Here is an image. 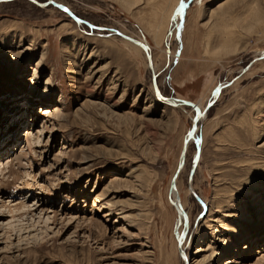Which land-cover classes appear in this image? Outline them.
Masks as SVG:
<instances>
[{"label": "rangeland", "instance_id": "obj_1", "mask_svg": "<svg viewBox=\"0 0 264 264\" xmlns=\"http://www.w3.org/2000/svg\"><path fill=\"white\" fill-rule=\"evenodd\" d=\"M54 1L91 26L0 2V264H184L185 229L190 264H264V0ZM109 28L150 46L164 96H217L176 176L186 225L194 111Z\"/></svg>", "mask_w": 264, "mask_h": 264}, {"label": "water", "instance_id": "obj_2", "mask_svg": "<svg viewBox=\"0 0 264 264\" xmlns=\"http://www.w3.org/2000/svg\"><path fill=\"white\" fill-rule=\"evenodd\" d=\"M4 1H11V0H0V2H4ZM29 1L35 3V4L39 5V6L52 4L55 7L60 8L63 11H65L74 21L87 23L86 21L81 20V18H79L78 16L73 14L65 5H63L61 3H58V2H55L54 0H46L44 2H38L37 0H29ZM65 9H67V11ZM87 24L90 25L89 23H87ZM99 28H103V27H99ZM109 30L112 33H115L116 35H119L120 37H122V38H124V39H126V40H128V41H130V42H132L134 44H136L137 46H139L143 50V52L145 53L147 62L149 64L150 68H151V57H150V53H149V48H148L147 44L144 41H140L139 39H137V38H135L133 36H130V35L126 34V33H123L122 31H120L118 29H115V28H109ZM151 75H152L153 91H154V95H155V97L157 99H161V101L166 102L167 104H170V105H173V106H177L178 104H182V105L191 107L193 109V111H194L193 117L191 118V126L187 130L186 138L184 139L183 144H182V148H181V152H180L179 165H178L175 173L173 174V176H172V178L170 180V188H173L174 185H175V179H176V176H177V172L179 171V169L183 165V160H184L185 151H186V144H187V142L190 139L193 138L194 133H195L196 128H197V122L200 120V117L202 116V112L199 109V107L193 101H190V100H187V99H180V98H176V97L172 98V100H171L170 97L163 96L161 93H159V90L157 88V83H156L157 73H154L153 71H151ZM222 87H223V85L220 84L216 88L217 94H219V92H220ZM215 98L216 97L212 98V100L205 106V108L203 109V113H205L207 111L208 107L214 102ZM173 99H175L176 101H173ZM174 202H175V205H176V211H177V213H179L181 210H180V208L177 205L178 202H176V201H174ZM183 221H184V224L186 225L187 219L184 218ZM184 233H185V230H182L181 233L177 235V249H178L179 255L184 260V264H189V261H188V259L185 256L184 248H182V241H183L184 236H185Z\"/></svg>", "mask_w": 264, "mask_h": 264}, {"label": "bare ground", "instance_id": "obj_3", "mask_svg": "<svg viewBox=\"0 0 264 264\" xmlns=\"http://www.w3.org/2000/svg\"><path fill=\"white\" fill-rule=\"evenodd\" d=\"M178 1L179 0H176V2L173 4V6H172V9L174 8V6L178 3ZM172 12V11H171ZM169 19H170V15H167V17H165L164 18V25L162 26V27H160V33H159V36H158V39H160L161 41H162V39L164 38V35H165V33H166V31H167V25H168V22H169ZM163 24V23H162ZM126 40V39H125ZM128 41V40H127ZM141 41V40H140ZM130 42V41H129ZM132 43V42H131ZM134 44V43H133ZM134 45H136V44H134ZM137 46V45H136ZM148 46V45H147ZM139 47V46H138ZM140 48V47H139ZM148 48H149V53H150V57H151V68H150V66H149V64H148V66H149V69H150V71H153L154 73H157V67L155 66V64H154V59H153V56H152V51L150 50L151 48H150V46H148ZM141 49V48H140ZM142 50V49H141ZM143 51V50H142ZM145 54V53H144ZM156 83H157V88H158V90H159V93H161V90H160V87H159V84H158V81H157V77H156ZM216 94H217V92H216ZM163 95V94H162ZM218 95V94H217ZM164 96V95H163ZM217 97V96H216ZM172 98H174V97H172ZM172 98H170L171 100H172ZM158 101H161V99H157ZM173 101H176L175 99H173ZM163 102V101H162ZM163 103H166V102H163ZM196 104V103H195ZM197 106H198V104H196ZM173 106V105H172ZM182 106V104H178L177 106H174V107H181ZM183 106H185V105H183ZM199 107V106H198ZM191 108V107H190ZM192 109V108H191ZM200 109V108H199ZM193 110V109H192ZM201 110V109H200ZM201 112H202V116L200 117V120L199 121H201V120H203L205 117H206V114H207V111L205 112V113H203V111L201 110ZM199 121L197 122V125H198V123H199ZM198 128V127H197ZM197 128H196V131H195V133L197 132ZM195 133H194V136H193V138L195 137ZM192 138V139H193ZM192 139H190L188 142H187V144H186V148L188 147V144H189V142L192 140ZM184 160H186V159H184ZM184 160H183V164H184ZM177 178H178V176H177ZM177 178L175 179V185H174V187L173 188H170L171 189V195L174 197V199H172L171 200V203H172V205H173V207L175 208V210H176V205H175V202L174 201H176V202H178L177 203V205H178V207L180 208V212L179 213H177L178 214V216H179V224L181 225L182 224V221H183V219L184 218H186L187 219V214L185 213V210H184V207H183V204H182V202L180 201V197L178 196V194L180 195V193H179V191H177V187H176V183H177ZM107 204H106V206H105V204H103L102 205V210L103 209H107ZM109 207V206H108ZM177 212V211H176ZM95 224H97L98 225V223H95ZM186 230V229H185ZM186 233V232H185ZM185 233H184V235H185ZM177 235H178V233H177ZM182 248H184V245L182 244ZM203 251V249H198V251H197V253H199V252H202ZM204 251H206V250H204ZM184 252H185V256H186V258L188 259V261H189V264H190V258H189V256H188V254H187V252H186V250H185V248H184ZM182 258V257H181ZM184 261V260H183ZM227 263L226 264H228V261H226Z\"/></svg>", "mask_w": 264, "mask_h": 264}, {"label": "snow or ice", "instance_id": "obj_4", "mask_svg": "<svg viewBox=\"0 0 264 264\" xmlns=\"http://www.w3.org/2000/svg\"><path fill=\"white\" fill-rule=\"evenodd\" d=\"M66 11H67V9H65ZM179 11H183V0H181V5H180V9H179Z\"/></svg>", "mask_w": 264, "mask_h": 264}]
</instances>
